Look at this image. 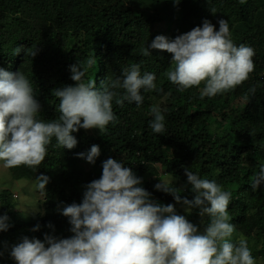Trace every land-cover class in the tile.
Masks as SVG:
<instances>
[{"label":"trees","instance_id":"1","mask_svg":"<svg viewBox=\"0 0 264 264\" xmlns=\"http://www.w3.org/2000/svg\"><path fill=\"white\" fill-rule=\"evenodd\" d=\"M162 15L167 22L158 27ZM220 18L229 22L235 44L255 49L254 71L248 80L223 94L202 98V84L177 90L165 75L171 54L157 50L148 56L142 53L157 35L174 39L200 26L204 19L218 29ZM16 47L27 54L15 55ZM35 50L36 55L31 56ZM90 56H95L96 64L88 70L87 78L97 86L108 77L120 76L122 69L140 64L142 74H156L157 88L142 92L144 100L139 107L113 103L116 120L100 134L83 129L75 133L78 143L74 149L59 148L53 139L39 166L8 168L15 180L36 182L40 174L50 177L46 190L37 188L46 207L41 231L49 219L57 224L60 235H70L67 218L53 214L51 206L80 203L83 193L79 190L100 177L102 163L108 158L122 159L137 176H146L149 181H144L143 187L165 205L175 204L173 197L156 191L154 185L166 183V178L167 183L181 187L186 182L184 167H189L231 192L228 212L236 226L235 240L241 236L248 242L254 239V247L249 246L252 255L264 260V185L255 191L251 188L264 165V0H181L179 5L173 0H0V68L13 73L20 70L33 82L41 105L40 119L58 118L53 91L74 85L70 66ZM251 87L256 88L254 95L249 93ZM152 106L164 110L163 134L149 128ZM92 145L101 150L94 165L77 156ZM182 195L192 198L190 189ZM175 206L183 214L181 205ZM4 213L10 217L11 227L0 233V250L4 242L11 245L19 236L29 234L27 226H36L19 218L11 191L0 189V215ZM188 218L203 230L199 215L193 212ZM0 264L13 262L5 253Z\"/></svg>","mask_w":264,"mask_h":264},{"label":"clouds","instance_id":"2","mask_svg":"<svg viewBox=\"0 0 264 264\" xmlns=\"http://www.w3.org/2000/svg\"><path fill=\"white\" fill-rule=\"evenodd\" d=\"M173 2L179 5L181 0ZM217 23L218 29L204 19L200 26L174 39L157 35L142 53L148 56L157 50L171 54L167 80L179 91L202 84L201 97L213 98L248 80L254 71L255 55L251 46L233 42L226 19L220 18ZM22 51L25 49L21 47L14 49L15 55ZM35 55L36 50L31 52V56ZM95 64V56H90L70 66V79L75 84L53 91L59 111L54 120L39 118L41 105L35 98L33 82L25 73L0 68V171L7 168L13 178L8 168L39 166L53 139L59 148L74 149L78 143L75 133L81 129H98L102 133L116 120L113 103H135L139 107L144 100L142 92L157 88L156 74H142L140 64L122 69L120 76L108 77L97 86L87 78L88 70ZM255 91V87L249 89L250 94ZM150 115L149 128L155 134H163L164 110L152 106ZM100 154V147L92 145L77 156L94 165ZM184 175L186 182L181 187L175 182L154 185L156 191L173 197L175 204L165 205L152 197L142 186V178L122 159L108 158L102 163L100 177L79 190L83 193L80 203L51 206L53 214L67 218L69 236L60 235L57 224L49 219L41 231V219L46 217L42 195L33 216L23 218L16 209L21 220L33 221L36 226H27L29 234L16 238V243L4 242L0 259L7 253L13 264H256L247 239L241 236L233 240L236 226L230 222L228 212L231 192L189 167H184ZM49 182L47 175L36 177V187L41 191L47 189ZM262 185L264 165L251 188L255 191ZM189 189L191 199L182 195ZM11 193L12 199L18 200V193ZM176 204L181 205L183 214ZM193 212L201 218L202 231L188 218ZM10 227L8 214L0 215V233Z\"/></svg>","mask_w":264,"mask_h":264},{"label":"rangeland","instance_id":"3","mask_svg":"<svg viewBox=\"0 0 264 264\" xmlns=\"http://www.w3.org/2000/svg\"><path fill=\"white\" fill-rule=\"evenodd\" d=\"M149 11H153L154 8L151 5L148 6ZM167 22V18L165 15H162V20L159 23L158 27H165ZM89 134L96 132L100 134L101 132L98 129H90L86 130ZM2 162H0L1 164ZM3 170V169H2ZM5 172L0 171V189L10 190L11 192L18 193V200H14L15 207L19 210L20 215L23 218H28L33 216L38 211V206L40 204L42 194L38 193L36 182L31 180H14L9 174L7 168H4ZM159 170H161L159 168ZM142 186L144 181H149L146 176L142 177ZM167 183V179L163 180ZM26 183V184H25ZM27 186V187H26ZM26 187V188H25ZM81 191H83L81 189ZM158 201V200H157ZM161 203V202H160ZM163 204V203H162ZM237 233L235 232L233 235V240H235ZM255 240L251 239L248 244L250 247H254ZM252 251V250H251ZM256 264H264V260L261 257L256 258Z\"/></svg>","mask_w":264,"mask_h":264}]
</instances>
